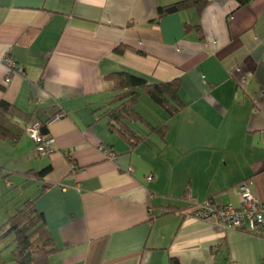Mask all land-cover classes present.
<instances>
[{
    "label": "crops",
    "instance_id": "1",
    "mask_svg": "<svg viewBox=\"0 0 264 264\" xmlns=\"http://www.w3.org/2000/svg\"><path fill=\"white\" fill-rule=\"evenodd\" d=\"M178 1L0 0V100L50 120L52 138L40 156L26 131L0 138V226L38 197L50 264H264L263 237L192 215L238 206L241 184L264 203V0L159 14ZM119 71L177 80L185 104L152 131L166 113L143 91L135 147L102 114Z\"/></svg>",
    "mask_w": 264,
    "mask_h": 264
},
{
    "label": "trees",
    "instance_id": "2",
    "mask_svg": "<svg viewBox=\"0 0 264 264\" xmlns=\"http://www.w3.org/2000/svg\"><path fill=\"white\" fill-rule=\"evenodd\" d=\"M234 1L240 8L253 0ZM208 3V0H182L160 7L159 14L162 16L178 13L193 6L203 10ZM107 80L111 82V90L114 95L102 109V114L109 119V130L127 139L134 147L147 137L134 128V124L143 119L136 109L143 91L166 113V119L162 124L155 127L150 126L152 131L163 133L166 121L179 114L185 107L179 96L177 80L153 83L143 76L128 71L114 72L107 77ZM15 118L26 120L28 124L31 120L30 115L17 106L0 100V138L11 139L13 143L20 141L27 127H22ZM49 121H41L42 136L50 137ZM113 153L115 154V152ZM51 169L52 167L48 166L34 172L33 175L43 179ZM37 198L23 200L21 206L17 207L9 219L0 226V244L5 240L6 247H9L8 250L12 249L10 260L13 264H50V256L55 251L54 240L47 226L45 215L37 207ZM170 264H180V261L178 258H171Z\"/></svg>",
    "mask_w": 264,
    "mask_h": 264
},
{
    "label": "built area",
    "instance_id": "3",
    "mask_svg": "<svg viewBox=\"0 0 264 264\" xmlns=\"http://www.w3.org/2000/svg\"><path fill=\"white\" fill-rule=\"evenodd\" d=\"M4 62L11 75L16 64L15 60L8 56ZM9 80L10 77L8 76L7 81ZM41 127L42 122L39 119L33 118L26 128V132L35 143L36 153L39 156L50 154L52 151V138L42 136ZM105 154L112 160L116 157V154L109 149L105 150ZM148 179L151 180L152 176ZM238 189L241 196V202L238 206H218L212 200L202 203L194 202L193 217L195 219L212 220L222 226L246 231L264 238V203L252 196L244 184L239 185Z\"/></svg>",
    "mask_w": 264,
    "mask_h": 264
},
{
    "label": "rangeland",
    "instance_id": "4",
    "mask_svg": "<svg viewBox=\"0 0 264 264\" xmlns=\"http://www.w3.org/2000/svg\"><path fill=\"white\" fill-rule=\"evenodd\" d=\"M6 243L7 242H5V240H3V241H1V253H2V255L6 252V251H8V249H9V247H6ZM11 248V247H10ZM12 251V249H10V252Z\"/></svg>",
    "mask_w": 264,
    "mask_h": 264
}]
</instances>
